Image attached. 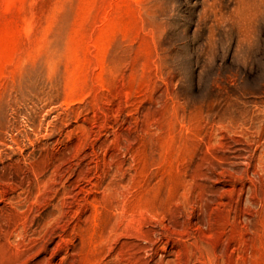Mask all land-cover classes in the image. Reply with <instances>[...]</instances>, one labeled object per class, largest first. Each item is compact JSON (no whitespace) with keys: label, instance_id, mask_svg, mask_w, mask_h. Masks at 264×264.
I'll use <instances>...</instances> for the list:
<instances>
[{"label":"rangeland","instance_id":"1","mask_svg":"<svg viewBox=\"0 0 264 264\" xmlns=\"http://www.w3.org/2000/svg\"><path fill=\"white\" fill-rule=\"evenodd\" d=\"M0 264H264V0H0Z\"/></svg>","mask_w":264,"mask_h":264}]
</instances>
